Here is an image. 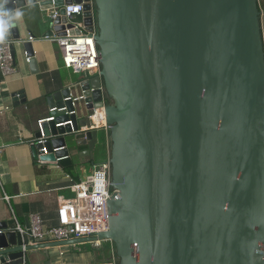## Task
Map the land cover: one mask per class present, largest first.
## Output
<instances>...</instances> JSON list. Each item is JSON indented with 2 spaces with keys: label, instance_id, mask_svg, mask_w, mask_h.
I'll return each instance as SVG.
<instances>
[{
  "label": "water",
  "instance_id": "95a60500",
  "mask_svg": "<svg viewBox=\"0 0 264 264\" xmlns=\"http://www.w3.org/2000/svg\"><path fill=\"white\" fill-rule=\"evenodd\" d=\"M0 3L15 11L36 1ZM75 3L84 5L100 72L48 97L54 120L29 148L36 161L65 167L76 156L96 165L99 130L88 117L103 109L113 191L108 231L32 244L4 219L0 264L96 242L111 243L118 264H264L258 0H56ZM4 38L20 40L14 22ZM22 46L36 65L30 43ZM11 56L15 64L14 46Z\"/></svg>",
  "mask_w": 264,
  "mask_h": 264
},
{
  "label": "crops",
  "instance_id": "0c3cea01",
  "mask_svg": "<svg viewBox=\"0 0 264 264\" xmlns=\"http://www.w3.org/2000/svg\"><path fill=\"white\" fill-rule=\"evenodd\" d=\"M15 11L22 13L14 21L20 34L19 41L13 38L16 72L5 77L0 73V221L7 219L10 230L19 227L27 231L32 214L39 215L46 228L58 226L60 202L70 199L73 196L70 187L91 171L88 157L74 156L71 166L62 167L33 160L29 148L38 132L37 121L50 115L48 97L56 91L73 88L77 81L87 83L91 76L74 74L62 67L58 46L43 39L51 28L45 10L34 4ZM23 42L30 43L36 65L25 62ZM98 141L95 164L108 155L107 131L99 130ZM100 156L104 159L98 160ZM27 261L29 264H117L114 247L109 242L90 243L83 248L69 245L33 250Z\"/></svg>",
  "mask_w": 264,
  "mask_h": 264
},
{
  "label": "built area",
  "instance_id": "2783aa9c",
  "mask_svg": "<svg viewBox=\"0 0 264 264\" xmlns=\"http://www.w3.org/2000/svg\"><path fill=\"white\" fill-rule=\"evenodd\" d=\"M35 1L47 12V18L52 23V33L43 36V39L58 46L62 67L74 74H86L91 77L98 75L100 64L97 46L94 33L88 32L84 25V5L75 3L57 6L56 0ZM58 17L63 18L64 22L54 24ZM13 45V40L0 39V73L4 77L16 72L11 56ZM24 56L25 62L29 63L31 57L25 53ZM55 110L50 109V113ZM88 118L91 121L90 129L107 131L103 109H96ZM53 120L54 117L49 115L48 118L37 121L38 131L42 134V125ZM66 124L70 122L57 124L56 127ZM110 172L111 166L106 157L92 166L89 173L70 187L73 196L62 200L57 209L58 226L46 228L40 216L32 214L29 216L28 232L19 227L16 231L26 235L32 244L79 239L107 232L108 202L113 194L110 187Z\"/></svg>",
  "mask_w": 264,
  "mask_h": 264
},
{
  "label": "clouds",
  "instance_id": "9594fccd",
  "mask_svg": "<svg viewBox=\"0 0 264 264\" xmlns=\"http://www.w3.org/2000/svg\"><path fill=\"white\" fill-rule=\"evenodd\" d=\"M6 2V0H5ZM20 11H12L4 7V3H0V39H3L9 29L13 26V22L21 17Z\"/></svg>",
  "mask_w": 264,
  "mask_h": 264
},
{
  "label": "trees",
  "instance_id": "16d2710c",
  "mask_svg": "<svg viewBox=\"0 0 264 264\" xmlns=\"http://www.w3.org/2000/svg\"><path fill=\"white\" fill-rule=\"evenodd\" d=\"M258 7H259V10L264 13V0H258ZM107 102H110L109 99H107ZM117 264H118V261H117Z\"/></svg>",
  "mask_w": 264,
  "mask_h": 264
},
{
  "label": "rangeland",
  "instance_id": "374dc122",
  "mask_svg": "<svg viewBox=\"0 0 264 264\" xmlns=\"http://www.w3.org/2000/svg\"><path fill=\"white\" fill-rule=\"evenodd\" d=\"M262 24H263V22H262ZM97 159H98V160H100V159H104V157H103V156H100V157H97ZM89 244H90V243H83V244H76V245H78V246H80L81 248H83V247H87V246H89Z\"/></svg>",
  "mask_w": 264,
  "mask_h": 264
}]
</instances>
